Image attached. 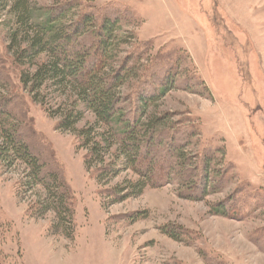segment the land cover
Masks as SVG:
<instances>
[{
  "label": "rangeland",
  "instance_id": "374dc122",
  "mask_svg": "<svg viewBox=\"0 0 264 264\" xmlns=\"http://www.w3.org/2000/svg\"><path fill=\"white\" fill-rule=\"evenodd\" d=\"M17 1L0 0V54L11 61H0L8 77L0 93L6 89L27 97L31 141L37 138L45 160L62 169L75 216L71 236L66 235L55 211L36 208L47 191L31 187L26 164L18 159L10 165L0 155V264H264V0H25L27 10L35 12L71 1L76 14L91 8L96 16L105 6L122 5L115 66L128 56L140 59L131 64V78L118 96L128 105L146 81L150 90L171 68L178 86L147 115L176 113L161 125L173 126L167 138L176 132L177 141H188L180 161L189 168L200 165L208 148L220 149L209 182L217 189L204 199L179 195L185 185L175 169L168 184L146 187L120 202L103 190L135 174L123 170L111 180H97L90 176L97 166L90 170L84 164L87 150L79 146L78 130L94 125V115L85 111L76 130L57 129L61 114L55 110L61 103L63 109L74 106L72 91L65 94L48 83L34 101L23 87L20 69L5 50L18 29ZM45 60L43 55L35 62ZM192 126L198 132L190 137ZM116 152L114 146L105 161H114ZM221 201L229 213L246 216L212 213ZM136 212L144 214L133 221L129 217ZM165 225L183 226L186 238H170L162 232Z\"/></svg>",
  "mask_w": 264,
  "mask_h": 264
},
{
  "label": "trees",
  "instance_id": "16d2710c",
  "mask_svg": "<svg viewBox=\"0 0 264 264\" xmlns=\"http://www.w3.org/2000/svg\"><path fill=\"white\" fill-rule=\"evenodd\" d=\"M16 5L18 29L9 35L10 41L5 45V50L11 54L12 63L19 67L20 81L25 90L29 91L34 101L48 83L65 94L67 90L72 91L74 106L63 109L61 103L55 110L56 115L61 114L57 129L76 130L75 126L83 119L85 111L94 115V125H86L78 130L79 146L87 150L84 156L86 168L91 170L93 166H97L90 171V176L95 175L97 180H111L123 170H130L135 174V179L128 180L125 184L104 189L105 194L114 202L138 196L146 187L158 188L168 184L175 169L185 185L179 193L181 197L201 200L210 194V190L217 189V185L209 188V182L210 171L220 149L208 148L209 154L203 152L204 159H201L200 165L189 168V165L185 166L180 161L181 151L188 141H177L176 132L171 135V139L167 138V132L173 126L161 125L165 123L167 116L172 117L176 113L147 115V109L152 104L178 86L177 76L171 68L163 71V77L156 80L153 88L148 90L146 87L151 81H146L135 95H131L136 107L133 106V101L127 105L125 99L118 96L120 87L131 78V64L140 59L128 56L118 67L115 66L113 53L116 52L115 42L118 41L116 32L123 23L122 5L105 6L100 16H96L91 8H87L82 14H76L71 1L36 12L27 10L25 0H18ZM74 15L75 20L67 24ZM21 34L22 39L19 38ZM43 55L46 60L36 63L35 59ZM6 60L9 59L0 54L1 63ZM3 66L0 64V87L5 88L8 77L4 75ZM185 81L189 80L179 83ZM183 89L205 95L203 91L192 87L186 86ZM208 96L212 97L210 93ZM29 108L25 95L9 93L6 89L5 94L0 93V155H6L4 157L10 165L18 159L26 164L27 179L31 187L42 185L47 191V198L39 201L36 208L42 212L55 211L59 222L67 231L66 235L71 236L75 216L73 197L62 169L58 165L54 169L45 160L37 138L31 141L34 130L29 123ZM197 132L196 127L192 126L188 135L191 137ZM185 134L187 135L183 133ZM114 146H117L118 156L114 161L106 162L105 158ZM51 161L55 165L53 158ZM199 169L201 173L195 181ZM211 211L221 216L236 217L239 214L240 219L246 216L242 211L229 213L225 201L213 205ZM142 214L144 213L136 212L129 218L136 221L143 217ZM162 232L176 241L186 238L185 228L180 225H165Z\"/></svg>",
  "mask_w": 264,
  "mask_h": 264
}]
</instances>
